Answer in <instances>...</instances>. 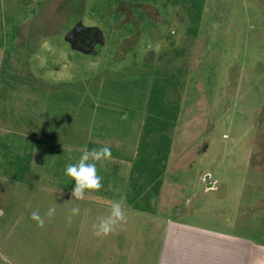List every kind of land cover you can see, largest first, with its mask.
Masks as SVG:
<instances>
[{
    "label": "rangeland",
    "instance_id": "rangeland-1",
    "mask_svg": "<svg viewBox=\"0 0 264 264\" xmlns=\"http://www.w3.org/2000/svg\"><path fill=\"white\" fill-rule=\"evenodd\" d=\"M183 3L0 0V137L36 144L22 182L0 173V264H155L170 221L264 229V0ZM156 74L179 106L161 187L98 238L92 225L131 188ZM84 145L110 147L97 165L110 196L76 201L57 184L55 161ZM53 204L38 228L31 213Z\"/></svg>",
    "mask_w": 264,
    "mask_h": 264
},
{
    "label": "trees",
    "instance_id": "trees-1",
    "mask_svg": "<svg viewBox=\"0 0 264 264\" xmlns=\"http://www.w3.org/2000/svg\"><path fill=\"white\" fill-rule=\"evenodd\" d=\"M116 1L118 3L129 1L135 6L156 3V0ZM183 1L184 6L189 5L190 9L199 12L204 0ZM183 8L185 9V7ZM185 10L187 11L188 8ZM192 32V28H189L187 31L188 34H192ZM157 74L145 108V113H147V115L142 128L143 132L141 133V145L143 150L136 158L134 163V165H136L131 173V176L134 177L129 181L131 188L127 189L129 193L125 195L129 206H134L139 201L140 203H148L153 195H158L161 187V165L162 162L167 159L170 148L171 140L169 131L176 123L179 107L178 103L170 99L166 91L167 87L158 88V82L161 81L162 76H157ZM127 84H129L128 80L124 81L123 78L122 81H117L115 85L113 84L112 89L111 87L110 89L115 91L114 95L117 97L119 94L127 92L129 88ZM17 142V138H11L8 135L0 137V173L6 178L16 182H22L29 172V165L36 144L34 140L29 139H20V142ZM61 161V158H58L54 163L57 165L53 167V169H56L54 171V177L57 184L61 185V188L71 192L74 188V181L65 176V164L62 165ZM138 180H140V182ZM102 184L103 188L99 194L108 196L109 193L104 192V188H107L105 187V182H102Z\"/></svg>",
    "mask_w": 264,
    "mask_h": 264
},
{
    "label": "crops",
    "instance_id": "crops-1",
    "mask_svg": "<svg viewBox=\"0 0 264 264\" xmlns=\"http://www.w3.org/2000/svg\"><path fill=\"white\" fill-rule=\"evenodd\" d=\"M233 228L226 233L167 222L155 264H264V229L239 234Z\"/></svg>",
    "mask_w": 264,
    "mask_h": 264
},
{
    "label": "clouds",
    "instance_id": "clouds-1",
    "mask_svg": "<svg viewBox=\"0 0 264 264\" xmlns=\"http://www.w3.org/2000/svg\"><path fill=\"white\" fill-rule=\"evenodd\" d=\"M81 155L77 162L69 163L65 166V176L74 181V188L71 191L72 199L82 201L85 199H100L96 196L103 188L102 177L98 174L99 165L105 167L106 163L113 160L110 147L107 145L100 148L89 150L87 145L80 147ZM62 194V190L58 189ZM127 197L121 196L119 200L110 202V211L106 217H102L97 223L92 225L94 235L98 238H106L117 228L122 227L127 223ZM56 212V205L53 204L47 212L42 216L39 211L31 213V220L36 223L38 228L45 226V220H50ZM3 210L0 209V215ZM80 214L79 206H74L70 210V214L66 217L68 226H71L76 216Z\"/></svg>",
    "mask_w": 264,
    "mask_h": 264
}]
</instances>
